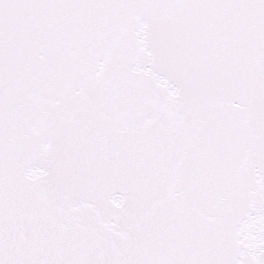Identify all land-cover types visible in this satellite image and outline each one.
Wrapping results in <instances>:
<instances>
[{
	"label": "snow or ice",
	"instance_id": "6c2138e0",
	"mask_svg": "<svg viewBox=\"0 0 264 264\" xmlns=\"http://www.w3.org/2000/svg\"><path fill=\"white\" fill-rule=\"evenodd\" d=\"M0 264H264V0H0Z\"/></svg>",
	"mask_w": 264,
	"mask_h": 264
}]
</instances>
